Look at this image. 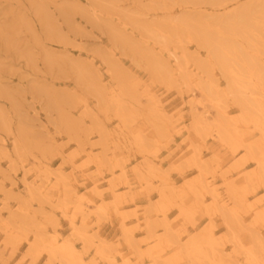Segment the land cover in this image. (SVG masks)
I'll return each mask as SVG.
<instances>
[{"label": "rangeland", "instance_id": "1", "mask_svg": "<svg viewBox=\"0 0 264 264\" xmlns=\"http://www.w3.org/2000/svg\"><path fill=\"white\" fill-rule=\"evenodd\" d=\"M257 71L264 0H0V264H264Z\"/></svg>", "mask_w": 264, "mask_h": 264}, {"label": "bare ground", "instance_id": "2", "mask_svg": "<svg viewBox=\"0 0 264 264\" xmlns=\"http://www.w3.org/2000/svg\"><path fill=\"white\" fill-rule=\"evenodd\" d=\"M254 11H255V9H254ZM258 11V10H257ZM243 13H244V11H242ZM246 12V11H245ZM249 14V13H248ZM241 15L242 14H240L239 16H240V18H242L241 17ZM244 15H245V13H244ZM239 16L236 18V19H234L233 21H235V22H237L240 18H239ZM246 16H248V15H246ZM247 19H248V17H247ZM252 19V18H251ZM240 20H242V19H240ZM250 20V19H249ZM244 21V20H243ZM234 22V23H235ZM245 22V21H244ZM233 23V24H234ZM230 24V23H229ZM236 24V26H237V23H235ZM239 24V23H238ZM232 25V24H231ZM233 26V25H232ZM239 26V25H238ZM241 26H242V23H241ZM244 27V26H243ZM245 27H246V25H245ZM234 28L235 29H237L236 27H235V25H234ZM204 34H206V33H204ZM205 36V37H204ZM204 36H202L203 37V40H205V42L207 43V46L210 48V51H211V56L213 57V59L216 61V63H217V65H218V67L221 69V71L223 72V75H224V77H225V79H226V81H227V86H228V92H229V94L233 97V99L238 103V104H240V106L244 109V110H248L249 108H250V106L252 105V103H253V100H252V97L251 98H249L245 93H244V91H246V89H247V86L245 85V84H243L242 83V77H240V73H238V72H236L234 69H233V64H232V62L227 58V56H226V52L228 51V50H233L234 49V47L231 45V44H223V43H215V42H213L212 40H213V37H210L209 35H204ZM155 60H156V58H155ZM151 63V62H150ZM162 64H163V62H161ZM160 63V64H161ZM156 64V63H155ZM150 65V64H149ZM157 65H159V64H157ZM166 65V64H165ZM205 66V64H202V67H204ZM166 67V66H165ZM152 69H151V71L153 72V73H158V69L156 70V68H158V67H156L155 69H153V64H152V67H151ZM162 68H163V66H162ZM164 69V71H165V68H163ZM163 69H159L160 70V72L159 73H163L164 71H163ZM166 69H167V67H166ZM162 70V71H161ZM170 70V69H169ZM261 70V69H260ZM171 72V71H170ZM167 73V72H166ZM169 73V72H168ZM170 74H172V73H170ZM264 73H261L260 71H259V73H258V71H257V74H256V76H257V78L259 79V80H264V75H263ZM158 75V74H157ZM242 76V75H241ZM207 87H208V89H210V86L209 85H207ZM210 92H212V91H210ZM2 113L0 112V116L2 117ZM222 128V127H221ZM221 128L219 129V134L221 133V135L223 136V137H226L227 135H228V133L225 131V130H223V128H222V130H221ZM18 149V148H17ZM261 165V168L263 169V171H264V164L262 163V164H260ZM30 187V186H29ZM37 190V189H36ZM37 193V192H36ZM221 212H222V214L224 215V219H225V221H226V223H227V225H230V223L232 224V219H230L229 218V215H228V213H230L229 211H228V213H227V211H226V209L224 210L223 208L221 209ZM230 219V220H229ZM230 227V226H229ZM66 242V241H65ZM62 243H64V242H62ZM67 243H69V242H67ZM66 244V243H65ZM60 245H63V244H60ZM59 245V246H60ZM58 246V247H59ZM57 247V248H58ZM68 247H69V250H70V254H71V257H73L74 256V254H75V252H74V248H72V244H68ZM49 249V248H48ZM50 250V249H49ZM54 250V249H53ZM53 250H51V251H53ZM58 250H60L61 251V249H58ZM56 251V250H55ZM50 252V251H49ZM64 252V251H63ZM54 254V253H53ZM52 254V255H53ZM62 255V254H61ZM65 255V254H64ZM77 255V254H76ZM69 258V257H68ZM67 258V259H68ZM76 259V258H75ZM79 261H80V259H79ZM75 262V261H74ZM73 263V262H72ZM76 263V262H75ZM74 263V264H75Z\"/></svg>", "mask_w": 264, "mask_h": 264}, {"label": "crops", "instance_id": "3", "mask_svg": "<svg viewBox=\"0 0 264 264\" xmlns=\"http://www.w3.org/2000/svg\"><path fill=\"white\" fill-rule=\"evenodd\" d=\"M79 219L77 221V225L79 224ZM96 221V216L94 215H91L90 218H89V223H94ZM112 222H114L115 226L112 224ZM117 220L115 218L111 219L110 221H106V222H103L101 223L100 227H99V230H100V234L102 235H106V236H112V235H116L118 232L116 230L117 228ZM61 223H62V226L63 227H69V222L65 219H61ZM97 226H95L93 228V230H97Z\"/></svg>", "mask_w": 264, "mask_h": 264}]
</instances>
